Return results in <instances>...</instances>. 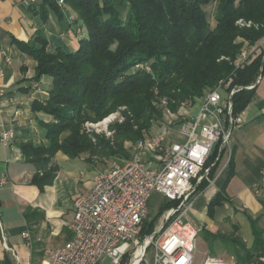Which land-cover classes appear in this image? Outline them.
<instances>
[{
    "label": "trees",
    "instance_id": "1",
    "mask_svg": "<svg viewBox=\"0 0 264 264\" xmlns=\"http://www.w3.org/2000/svg\"><path fill=\"white\" fill-rule=\"evenodd\" d=\"M213 2L217 7L212 26L205 6ZM36 4L43 21L50 13L63 17L58 0ZM64 5L78 13L88 30L76 50L62 46L50 50L43 30L36 31L28 41L14 38L18 48L37 61L36 78H52L48 98L33 105L36 111L53 117L45 123L50 144L22 145L32 162L49 163L58 151L70 157L89 152L129 158L127 143L133 146L151 133L154 123L162 119L163 99L168 100L172 112H177L223 80L228 89L238 88L232 96L238 113L254 94L255 88L247 86L264 73V49L251 61L236 65L245 42L251 48L264 37V0H65ZM240 18L259 26L241 27L237 24ZM122 106L127 111L123 112V122L112 125L114 138L81 132L84 122L100 121ZM56 171L52 167L42 175L35 174L33 181L40 187L50 184ZM231 177L230 172L223 188L210 201L211 216L227 199L225 189ZM208 185L204 180L199 189ZM175 204L169 201L159 216ZM247 217L254 237L251 246L237 234L238 226L230 236L207 229L201 233L213 248L216 241L225 242L237 264H264V229L259 217ZM155 221L146 220L143 233L153 231ZM5 264L11 263L5 260Z\"/></svg>",
    "mask_w": 264,
    "mask_h": 264
},
{
    "label": "crops",
    "instance_id": "2",
    "mask_svg": "<svg viewBox=\"0 0 264 264\" xmlns=\"http://www.w3.org/2000/svg\"><path fill=\"white\" fill-rule=\"evenodd\" d=\"M73 11L67 6L62 18L50 13L49 19L43 21L38 4L0 0V178L7 176L9 180L0 185V264H5V260L11 264L48 261L52 251L70 239L68 225L74 219V201L78 194L92 188L94 174L101 169L83 155L70 157L58 151L49 163H39L27 159L22 150V145L29 142L35 146L50 144L45 123L53 121V117L36 111L33 105L48 98L52 78H36L37 61L21 51L14 38L28 41L36 31L43 30L50 50L68 46L74 51L81 38L68 18ZM52 32L66 43H55ZM82 34L87 37V31ZM240 112L244 123L233 134V167L229 165L215 182L198 190L200 194L189 213L199 219V229L225 234L238 226L237 234L251 246L254 237L247 214L259 217V225L264 229V73L251 101ZM9 129L15 137L6 144L1 135ZM52 167L57 168L52 183L40 187L33 181L35 174L42 175ZM230 172L232 177L225 189L227 199L211 216L209 203L223 188ZM221 179V185H217ZM201 195L206 199L199 210L196 203ZM248 222L250 228L244 229ZM25 231L31 233L32 246L23 237ZM216 242L225 245L223 241ZM227 254L234 258L231 264H237L235 256ZM218 255L209 252L207 256L222 258Z\"/></svg>",
    "mask_w": 264,
    "mask_h": 264
},
{
    "label": "built area",
    "instance_id": "3",
    "mask_svg": "<svg viewBox=\"0 0 264 264\" xmlns=\"http://www.w3.org/2000/svg\"><path fill=\"white\" fill-rule=\"evenodd\" d=\"M58 3L64 6L65 0ZM74 20L72 15L70 22ZM238 24L259 26L243 18ZM263 45L264 39L252 48H243L236 65L251 61ZM261 80L262 74L247 88H256ZM237 90L228 89L221 80L201 98L199 111L191 117H180L165 107L167 117L134 144L133 154L97 170L92 188L77 195L74 219L68 225L70 239L42 264H101L106 258L113 264H228L210 256L196 261L202 229L185 217L196 201L199 184L204 180L215 182L230 165L233 134L244 123L241 112L234 111L232 96ZM14 137L9 129L2 133L1 140L7 144ZM8 181L2 176L0 185ZM153 191L176 204L163 212L162 222L153 231L143 233L145 221L152 220L149 201ZM23 237L32 246L31 233L25 231ZM151 246L154 252L149 257Z\"/></svg>",
    "mask_w": 264,
    "mask_h": 264
},
{
    "label": "rangeland",
    "instance_id": "4",
    "mask_svg": "<svg viewBox=\"0 0 264 264\" xmlns=\"http://www.w3.org/2000/svg\"><path fill=\"white\" fill-rule=\"evenodd\" d=\"M216 2L211 3L208 6H205V10L207 11V16H208V20L211 22L212 26L215 25L216 23ZM63 9L66 10V5L63 6ZM75 17L74 22H71V25L74 24L75 30L77 32V35L80 36V38H84L83 36V32L84 30L87 31V35H88V30L87 27L84 25V23L81 21H79V15L78 13L74 10L72 13L68 14V18L69 20H71V16ZM241 19V18H240ZM245 19V18H243ZM246 20V19H245ZM248 21V20H247ZM256 23V22H254ZM238 24V21H237ZM258 24V23H256ZM241 27H246L248 28V26H243L241 24H239ZM50 28H52L51 26H49ZM253 27V26H251ZM250 28V27H249ZM50 31V30H49ZM51 33V31H50ZM52 36H53V41L55 43H66L64 40H61L58 38V35L52 32ZM264 39V37L260 40L262 41ZM249 43L246 41L245 42V46L244 48H248ZM65 49H69L68 46H63ZM253 46H251L252 48ZM226 96V95H225ZM164 100L166 103H164ZM162 109H163V116H162V120L165 119V115L167 117L168 113H166V111L164 110L165 107H167L168 104V100L165 98L162 100ZM201 105V98H199L195 103H185L183 104L177 112H175L176 114H178L180 117H191L192 115L196 114L199 111V107ZM127 111V107L126 106H122L120 108H118L117 110H115L114 112H111L110 114H108L107 116H105L102 120L97 121V122H92V121H87L84 122V124L82 125V131L83 133L89 134V135H96V136H103L107 139L109 138H114V129H112V125L115 123H121L124 121L125 117L123 112ZM160 121L155 122L154 124L157 125L160 123ZM95 123L98 124L97 126L95 125H90V123ZM154 128V127H153ZM151 129V131H153L154 129ZM94 141H96L95 139H93ZM127 150L130 152V154L132 155L134 152V147L131 145V143H127ZM83 156H85L87 159L91 158V161L93 163H95L96 167L99 168H106L107 166H109L113 161H123L124 159H126L125 156H114V157H104L100 154L98 155H92L89 152H85L82 154ZM222 183V179L217 181L216 184L217 185H221ZM200 192L197 194L199 195ZM197 195L195 197H197ZM205 196L201 195L196 203V208H198L199 210L202 209V206L205 204ZM169 203V200L160 192L158 191H153L150 201H149V216L151 219H156L155 221V226L159 225L162 222V215L163 213L159 216L161 209L167 205ZM185 219L190 222L195 228H199L200 226V221L199 219L192 213H188L185 217ZM246 228H250V224L249 222L247 223V225L244 227V229ZM202 231V230H201ZM199 233V237H198V242H197V247H196V261L199 262V260L203 261L206 256L208 255L209 252H212L211 249L213 248L210 243L204 238L203 234ZM230 233L231 230H227L225 232V235H231ZM207 243L209 244V247L207 246ZM227 247L223 244H221L220 242H215L214 243V248H213V252L217 254H219L218 256L222 257L223 260L229 262V264L232 263V260H234V258H231V256L229 254L226 253ZM154 252V247L151 246L148 250V254L149 257L152 256ZM213 253V254H214ZM231 253V252H229ZM221 258V259H222ZM101 264H113L110 258H106L103 262H101ZM234 264V263H233Z\"/></svg>",
    "mask_w": 264,
    "mask_h": 264
}]
</instances>
